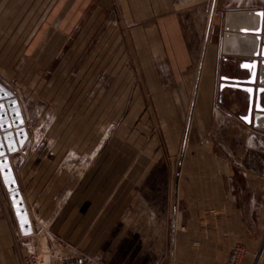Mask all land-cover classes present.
I'll return each mask as SVG.
<instances>
[{"label":"crops","instance_id":"obj_1","mask_svg":"<svg viewBox=\"0 0 264 264\" xmlns=\"http://www.w3.org/2000/svg\"><path fill=\"white\" fill-rule=\"evenodd\" d=\"M115 5L116 0H0V82L16 94L29 133L26 145L9 156L34 230L22 235L0 182V264H25L32 245L50 255V264H60L53 254H84L89 264H107L101 261L111 253L106 243L132 204L133 173L146 176L166 158L179 159L171 264H223L237 243L248 250L241 264H264V56L258 54L264 47V6L251 11L261 17L259 31L227 22L222 38L207 42L196 66L165 0H125V25L107 20ZM153 13L156 21L149 26ZM234 34L254 35L253 53L230 50ZM123 35L136 40L145 84L134 86ZM106 42L108 53L102 51ZM165 51L180 89L181 78L198 74L190 105L194 125L186 136L167 130L163 149L120 152V177L101 197L94 160L101 153L85 149L86 126L101 124V110L109 111L106 125L116 123L117 110L124 112L120 125H132L133 111L146 106L143 95L155 92L157 107L173 110L172 117L164 116L173 120L166 125H180L172 92H157L153 55ZM255 60L252 100L238 85L249 84L253 69L244 65ZM102 74L109 78L103 87ZM37 110L46 116L44 140L36 130ZM133 158L145 164L135 162L134 169ZM85 159H93L87 171Z\"/></svg>","mask_w":264,"mask_h":264},{"label":"rangeland","instance_id":"obj_2","mask_svg":"<svg viewBox=\"0 0 264 264\" xmlns=\"http://www.w3.org/2000/svg\"><path fill=\"white\" fill-rule=\"evenodd\" d=\"M148 1L152 2V0ZM242 1L244 0H165L166 11L169 7L172 8L171 12H174L173 9L175 10L177 20H179L182 27L183 37L185 38L181 37V40H186L189 49L196 56V66H199L198 60L207 42H218L224 35L223 26L227 22L229 25H236L234 17L237 12L252 11L257 8L256 6H264V0ZM124 3L125 0H116V7L110 13L111 19L109 17L107 20L116 21L118 25L121 23L125 25L124 13H122V5ZM238 5L239 7H237ZM156 16L155 13L149 15V26H152L156 21ZM173 39L175 44L177 41L179 43L180 35H177V38L173 36ZM122 43L125 44L127 54L132 59L130 63H127V66L134 75V86L137 83L140 84L141 80L146 82L145 78L141 79L139 76L143 71L136 40L134 37L132 40L124 38L123 35ZM103 49L106 50L104 53L109 52L108 42L102 47V51ZM126 51L124 50L125 53ZM117 52H119V46L116 49ZM165 52L164 56L161 53L153 55L161 83V86L157 87V92L164 89L172 92L171 96L177 105V118L174 120L179 122L180 125L174 127L172 124L166 125V122L170 123L173 120L170 118L167 121L166 117L164 120V116L172 117L173 110L159 109L156 105L158 95L155 92L143 95L146 106L143 109L133 111L132 125H120L124 119V112L119 110H117L116 123L106 125L105 122L108 121L109 111L101 110V118L99 119L101 124L86 126L85 134V149L100 150L101 153L98 158L94 159L96 164L100 165L101 197H104L109 192V187H113L115 179L119 176L118 169L119 166H123L124 160L123 157H119L121 155L120 152L127 151L136 155L135 153L139 151L163 149L167 130L172 131L174 129L178 131L180 129L181 136H186L189 134L190 124L194 125V119H192L194 116L191 114L190 105L192 106L195 102L196 95L192 92V86L197 85L198 74L197 79L193 77L190 79L181 78L180 83L183 87L181 86L180 89V84L173 76L172 66L168 62L167 51ZM102 75L99 80L103 87L109 78L105 77L104 74ZM151 90L153 89L150 87ZM36 115L38 118V129L36 127L34 129L39 130V136L44 140L45 127H47L44 120L46 118L44 110L41 112L37 110ZM47 124L49 125V123ZM92 139L95 140L92 141ZM133 161L134 169L135 162L139 166L140 164H145V159L142 158H133ZM85 162L84 167L85 171H87V169L92 167L93 159H85ZM65 165L70 170L74 169V165ZM19 169L20 167L18 166ZM178 171L179 159L171 160L166 158L160 159L159 163H156L146 176L142 177L139 172L133 173L132 204L122 216V219L116 223V227L112 231L113 235L109 242L106 243V252L111 253L104 254L101 258L102 262L107 264H171L174 218L177 199L179 198V191L177 190ZM0 182H2L1 177ZM237 245H243L246 248L243 243H237L232 249ZM45 254L47 253H44V251L40 252L39 246L32 245L30 254L25 259V264H45L43 261ZM247 254L248 250L239 264L242 263ZM47 255L50 257L49 254ZM73 255L78 254H53V258H56L58 263H60L62 257H71ZM83 256L86 255L83 254ZM86 257L89 259L87 263L89 264L92 259L88 256ZM228 258L223 264L227 262Z\"/></svg>","mask_w":264,"mask_h":264},{"label":"water","instance_id":"obj_3","mask_svg":"<svg viewBox=\"0 0 264 264\" xmlns=\"http://www.w3.org/2000/svg\"><path fill=\"white\" fill-rule=\"evenodd\" d=\"M253 64H255V67L251 77L248 79L249 84L238 85L247 90H252L250 92L252 100L255 93L254 84L258 73V60H255ZM0 118H2V126H0V177L6 191L8 192V197L22 235H30L33 233L32 221L24 197L19 188L12 160L9 156V154L18 152L26 145L29 133L16 94L1 82ZM249 118H251V115Z\"/></svg>","mask_w":264,"mask_h":264},{"label":"bare ground","instance_id":"obj_4","mask_svg":"<svg viewBox=\"0 0 264 264\" xmlns=\"http://www.w3.org/2000/svg\"><path fill=\"white\" fill-rule=\"evenodd\" d=\"M260 18L261 17L259 15V13H254V12H251V11H248V12H237L235 14V17H234L235 21L237 23H240L241 24V27H243L245 29H249L251 31L252 30L253 31L258 30V27H259L258 25L260 23ZM257 23H258V25H257ZM249 35L250 34H246V36L244 38H240V35L239 34H234L232 36V38L229 39V43H230L229 44V49L230 50H233L235 52L238 51V52H240L242 54L243 53H245V54H247V53H250V54L253 53V51L255 50L256 45H257V40H256V37L254 35L253 36H249ZM244 102H245V99H244ZM49 259H50V257L47 254H45L44 255V260H43L44 263L45 264H49Z\"/></svg>","mask_w":264,"mask_h":264},{"label":"built area","instance_id":"obj_5","mask_svg":"<svg viewBox=\"0 0 264 264\" xmlns=\"http://www.w3.org/2000/svg\"><path fill=\"white\" fill-rule=\"evenodd\" d=\"M34 232V230H33ZM247 253L246 248L243 245L235 246L225 264H239L241 259ZM89 259L83 255L64 256L61 258L60 264H87Z\"/></svg>","mask_w":264,"mask_h":264},{"label":"snow or ice","instance_id":"obj_6","mask_svg":"<svg viewBox=\"0 0 264 264\" xmlns=\"http://www.w3.org/2000/svg\"><path fill=\"white\" fill-rule=\"evenodd\" d=\"M260 15H261L262 17H264V13H260ZM257 31H259V30H257ZM258 54H260V55H264V52H262V53H258ZM244 67L249 68V70L251 71L252 69H254L255 64L244 65ZM253 75H254V73H253ZM248 91L251 92L252 90H251V89H248ZM260 91H261V92H264V89H261ZM261 110H264V108H262ZM244 119H247V117H244ZM0 126H2V118H0Z\"/></svg>","mask_w":264,"mask_h":264}]
</instances>
